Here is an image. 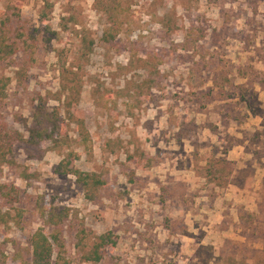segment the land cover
<instances>
[{"label":"rangeland","instance_id":"1","mask_svg":"<svg viewBox=\"0 0 264 264\" xmlns=\"http://www.w3.org/2000/svg\"><path fill=\"white\" fill-rule=\"evenodd\" d=\"M8 5L0 12L18 13L12 29L35 48L0 59V121L27 136L42 103L64 126L0 161V183L16 187L12 203L0 198V264H27L28 237L62 211L58 264H264V0ZM65 169L102 184L85 190ZM107 232L115 245L85 260Z\"/></svg>","mask_w":264,"mask_h":264},{"label":"trees","instance_id":"2","mask_svg":"<svg viewBox=\"0 0 264 264\" xmlns=\"http://www.w3.org/2000/svg\"><path fill=\"white\" fill-rule=\"evenodd\" d=\"M9 11L13 7L14 1L22 0H8ZM15 15L19 16L18 13L12 11L3 13L0 12V59L13 56L21 46L22 50H29L30 55L34 53V44H30L27 38L30 40V35L26 31L20 33L15 32L12 29V24L15 20ZM48 28V27H46ZM25 36L27 38H25ZM21 43V45H19ZM32 59V57H31ZM68 69L69 72H72ZM67 71L65 64L61 65V73ZM67 73L66 75H68ZM71 74H75L72 72ZM64 82V77L61 78ZM67 82L62 84V91L65 92V110L68 114V120L75 125V131L77 132L79 143L84 146L86 150L90 149V134L82 118V112L78 108V91L74 88V85H70L69 81L72 80L71 84L75 81L72 78L65 77ZM10 83V77L0 75V110L5 104V98L7 96V88ZM2 116L0 112V117ZM63 120L61 119L59 112L56 110L48 111L46 105H36L33 107V111L30 115V123L26 125L27 136L21 134L17 130H10L5 121H0V161L11 162L8 156L13 151L14 147L19 144L23 148L29 150L30 147L38 146L40 142L46 139L55 140L60 135L63 128ZM72 172L77 181L86 189L90 187H97L102 184V181L94 179L93 173H83L78 169H65L64 172ZM95 185H93L92 183ZM16 187L13 184L0 183V198L6 201V203H12L14 199V192ZM3 215H1L2 218ZM67 216L66 212H59L57 215H52L51 218L46 222L49 225H54L55 229L47 232L44 227L38 228L34 231L27 239L28 255L27 264H58L57 261L53 260V253L55 246H62L61 235L59 230V224L63 221V218ZM16 247L18 244L15 243ZM115 241L112 239V233L107 232L99 235L97 240L94 242L92 249L85 255V260L98 262L102 258V250L107 246L113 247ZM17 255H13L14 260H18ZM67 264V263H63Z\"/></svg>","mask_w":264,"mask_h":264},{"label":"crops","instance_id":"3","mask_svg":"<svg viewBox=\"0 0 264 264\" xmlns=\"http://www.w3.org/2000/svg\"><path fill=\"white\" fill-rule=\"evenodd\" d=\"M229 185H231V184H229ZM237 190L240 191L241 189L238 188Z\"/></svg>","mask_w":264,"mask_h":264}]
</instances>
